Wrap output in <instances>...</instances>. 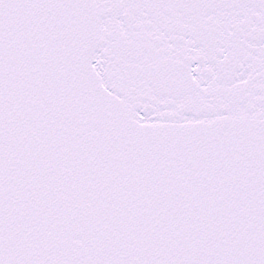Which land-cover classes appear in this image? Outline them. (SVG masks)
I'll return each mask as SVG.
<instances>
[{
  "label": "snow or ice",
  "instance_id": "obj_1",
  "mask_svg": "<svg viewBox=\"0 0 264 264\" xmlns=\"http://www.w3.org/2000/svg\"><path fill=\"white\" fill-rule=\"evenodd\" d=\"M0 264H264V0H0Z\"/></svg>",
  "mask_w": 264,
  "mask_h": 264
}]
</instances>
